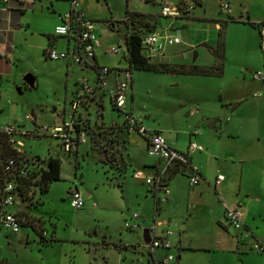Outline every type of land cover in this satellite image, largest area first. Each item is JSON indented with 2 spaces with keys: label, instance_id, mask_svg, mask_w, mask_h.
Here are the masks:
<instances>
[{
  "label": "rangeland",
  "instance_id": "rangeland-1",
  "mask_svg": "<svg viewBox=\"0 0 264 264\" xmlns=\"http://www.w3.org/2000/svg\"><path fill=\"white\" fill-rule=\"evenodd\" d=\"M77 2L82 14L93 20L100 42L96 50L99 66L125 65L123 59L125 48L121 38L122 21L126 11H159V0H156L155 5L145 3L143 0H77ZM221 2H228L233 18L247 22L237 24L227 22L222 28L226 49V60L222 62L225 63L227 75L221 81L215 80V85L211 83V87L213 85L214 89L222 88L224 94H231L235 91L232 74L239 63L247 64L253 71H264V0H201V4H194L193 13L198 17H208L211 21L224 22L228 19V13L222 9ZM68 5L64 0L57 3L58 9L61 10L68 8ZM34 18L46 28L53 16L51 11L43 10V13L36 14ZM194 21L191 22V26L196 27ZM110 25H113V28ZM179 29H182V26ZM178 36L183 38L180 32ZM34 38L37 39L36 43L41 41L36 35ZM63 43L64 40L59 39L60 47ZM112 47L118 48L119 52L114 55L107 53V49ZM198 49L201 62H212L211 55L205 49L201 47ZM36 53L37 49L33 52L35 59L31 60L33 73L25 71L27 64L23 66L19 63L10 75L0 80V126L15 125L24 133L17 135L16 138L21 141L27 158L39 157L43 164L50 157L60 159V179L51 182L46 192L40 193L36 187L35 198L31 202L24 200L22 203L29 212L43 216L39 223L34 224L39 225V231L46 239L52 235L53 222L56 224V236L59 241L44 244L40 241L39 235L30 229L29 239H26L25 231L28 229L23 227L16 236L6 230H0V264H152L149 249L142 240L141 230L129 231L124 228V222L129 219L131 213H139L138 204L142 206V196L148 190L139 180H134L129 167V171L124 172L121 160L123 154L130 151V147H133L131 155L134 160L140 161L144 157V153L139 150L141 136L134 130L130 132L123 130L121 136L127 138L128 145L125 150V146L116 139V133L106 128L107 126L98 122L93 126L87 125L90 137L80 149L88 150V153L84 160L79 156L80 168L77 169L75 155L63 152L58 139L41 130L37 135H33L31 132L35 129L42 127L51 129L53 124H61L62 110L65 109L67 118L71 109L70 98L74 82L81 79L92 82L95 75L92 69H84L81 72L79 67L73 64L67 73L65 60L48 59L43 62V58L37 59ZM216 63L218 65L220 62L216 60ZM139 73L134 72L137 77L135 110L142 112L164 137L177 135L178 140L182 141L183 130L187 128L189 119L185 117L183 108L178 103L181 89L169 87L160 79L162 75L142 71ZM243 73L245 83L248 85L247 90L253 94L252 92H256L257 82L245 70ZM66 74L71 77L67 78ZM26 75H31L35 79L33 87H26L23 80ZM127 103H130L129 99ZM77 111L86 119L90 117L95 120L98 117L107 124L115 122L121 124L124 120V115L113 108L107 96L103 98V107L92 102L88 108L79 107ZM89 142L92 150L89 149ZM227 146L228 144H222V148ZM263 152V148H256L249 153V162L241 181L236 164L229 166L220 159L219 166L208 161L207 167L211 172H215L214 174H221L226 178V192L235 199L239 187L245 189L253 178H257V172H260L261 168L259 156ZM148 158L155 161L150 156ZM98 160L105 164L108 176H112L111 183H107ZM228 166L234 168L232 174L227 170ZM181 175L177 173L176 178V184L181 188L179 200L166 214L170 218L171 213L176 216V220L172 219L170 225L174 231L170 242L179 235L191 245L201 244L200 242L208 237L215 240L219 237V230L210 222L211 217L208 213V208L213 210L215 202L212 190L210 191L214 196L193 201L191 210L195 216L188 218L186 227L180 228L190 214V211H187L185 191L191 188L186 180H182ZM123 176L126 185L124 191L116 183V179L123 180ZM74 180L84 182L83 185L88 189H95L93 198L83 209L70 207L66 198L68 182ZM37 200H41L42 205L36 207L40 203H35ZM16 201L20 204L18 198ZM203 205L205 207H202ZM46 230L47 234H44ZM228 232L234 234L235 229L229 227ZM166 252L155 250L161 257L172 254L174 259L168 264H200L206 257V254L192 252L178 260L176 257L180 251L175 247Z\"/></svg>",
  "mask_w": 264,
  "mask_h": 264
},
{
  "label": "crops",
  "instance_id": "crops-1",
  "mask_svg": "<svg viewBox=\"0 0 264 264\" xmlns=\"http://www.w3.org/2000/svg\"><path fill=\"white\" fill-rule=\"evenodd\" d=\"M59 1L60 0H0V80H2L4 76L10 75L13 71V68H15L19 63H22L23 66L27 64L25 66V68H27L25 69V71L33 73V65L31 64V60L35 59V55L33 54L35 49H37V59L42 60L43 58V62L48 60V58H46L45 56V49L48 47H52L56 51L72 50L74 42L71 38L54 35V28L62 22V15L70 9V5H68V8H66L65 10L58 9L57 3ZM64 1L69 4L67 0ZM145 3H151L152 5H155L156 0H150V2ZM162 3L169 5H178L179 3H192V10L186 16L171 19L173 31L175 35L180 39V43L178 45L167 47L166 52L177 55L154 63L174 66L182 65L185 67L195 65L201 68L213 69V71L216 72L220 65H217L216 60L209 48H215L216 46L218 30L220 28L219 23L211 21V19L208 17H198L194 15L193 6L195 3L201 4V0H159V11L151 12L149 10H144L135 12L158 16L159 25L155 30L161 31L166 25V20L160 15V6ZM48 4L49 6H47ZM43 10L51 11V14L53 16V19L46 28L37 23V20L34 18L36 14L43 13ZM230 16L231 13L228 14V17ZM193 20H195L194 23H196V27L191 26V22ZM236 20L238 21L230 22L232 24L247 23L238 18ZM181 26L182 29H179V27L181 28ZM110 27L113 28V25H110ZM179 32L182 34L183 38H180V36H178ZM35 35L38 38H41V41L39 43H36L37 39L34 38ZM59 39L64 40V43L61 47L59 45ZM200 47L205 49L211 55V58L213 59L212 62H201L199 60L198 48ZM96 50L94 60L95 63L99 65ZM223 60H226L225 43ZM65 63L67 68L66 72L68 73L69 67L72 64H75L71 61L66 60ZM104 65L110 68H121L126 66V62L124 66L108 64ZM220 68L221 72L219 73V75H190L142 71L146 73H152V75H162L160 79L164 83H167L169 87L175 86L178 89H181L182 93H180L179 95L178 103L179 106L183 108L182 111L185 117L189 119L187 128L183 130L184 139L182 141L178 140L177 135L173 137H171L170 135L164 137L160 130L157 127L153 126L148 121V119L144 117L142 112L135 110L134 96L135 86L137 85V77L134 72H138V74H140V71L132 72V81L127 92V100L129 99L130 103H127L126 107L129 110L130 114L135 119H137L145 129L161 134L173 149L180 152H186L188 144L191 141L195 142L202 148V150L200 151H193L188 154V160L190 164L197 169L199 177L198 183L195 186H190L187 176L183 174L181 175L183 176L181 177L182 180H186L188 186L191 188L185 191L187 211H190V214L185 219L184 224H182L180 228L186 227L188 218H192L193 215L195 216V213L191 210L193 208V201L195 199L200 200L203 197H209L213 195L210 191L212 190L215 194V196L213 195L215 198V202L213 203V210L211 208H208V213L211 217L210 222L214 224L217 230H219V237L215 240L208 237L206 239H203L202 242H200L201 244L191 245L188 242H185L178 234L179 236L172 240L173 242H170L171 248L175 247L178 251H180L176 258L180 260L183 256H186V254L192 252H200L206 254V257H204L205 260L200 264H264V255L252 249L253 243H264V152L262 154L260 153L261 155L259 156L261 158V168L260 172H257V178H253V181H251L250 185L247 188L243 189L242 187H239L238 192L235 195V199L231 198L226 192V178H224V176L222 175V182L218 185H214L216 176L221 174H214L215 172H211L207 167L208 161L214 162L216 166H219L218 161L220 159H222L223 162L228 163L229 166H233L236 164L238 165V172L240 173L239 175L241 181L243 173L246 171L245 168L249 162V153L256 148L264 149V82L252 78L253 80H255V82H257L256 92H252L253 94L248 92V85H246L245 83L246 81L243 71L245 70L248 74H251V76L255 71H253L252 68H248L247 64L239 63V66L234 69L232 74L233 87L235 91L231 94H224L222 88H212L213 85H215V80L221 81L227 75L224 62H222ZM83 70V68L79 67V71L82 72ZM152 75L149 76L152 77ZM66 77L69 78L71 76L69 74H66ZM94 79L95 77L93 78V80ZM114 79L115 76L113 74H109L107 76L108 84L112 85L114 83ZM82 80L83 79L74 82V88L71 91L70 102L73 98L76 85ZM34 83L35 79L33 78L32 87L34 86ZM211 83L213 84L212 87ZM26 87L31 86L26 84ZM104 96L108 97L105 92L99 93L98 96H95L89 102L96 103L99 106L103 107ZM88 107L89 103L83 106V108ZM62 113L63 117L61 120V124L73 117L76 122L84 125L88 130L89 136L87 137V140H89L90 137V131L89 128H87V125L93 126L95 125V122H98L99 124H103L105 126H121L124 122L123 120L121 124L119 122L107 124L98 117L95 120H92L90 117H87L86 119L82 117L79 112H76L72 116L71 109L68 113L67 118L65 116V109L62 110ZM61 124H53L52 127L60 126ZM40 130V128L37 130L35 129V131H32L31 133L33 135H37ZM123 130L125 131V129H122L121 131L116 132V139L125 146L124 149L126 150V146H128L126 140L127 138L121 136ZM222 142L224 144H228V146L222 148ZM81 146L82 144L78 147L75 153H71V155H75L77 169L80 168L79 156L82 160H84V157L88 153V150L81 151ZM146 147V141L142 139L139 150L144 153V157L140 161L133 159L131 155L133 147H130V151L126 152L125 155L123 154L121 158L122 162L124 163L123 170L126 173L130 169L131 176L133 172H140L141 178L136 179L133 176L132 177L134 178V180H139L141 184L148 189L146 190L147 194H150L148 196L145 191L144 195L142 196L143 199L141 200L142 206L138 204L140 207V211L137 214L140 220L139 222L141 225V232L143 231V229L148 227L149 224L154 222L156 233L159 234L166 229L171 231V235L169 236L170 240V237L174 234V231L171 229L170 225L171 221H173L172 219H175L176 216L171 213L170 218L166 214L168 213V209H171V207L177 204L179 200V194H181V188L176 184L177 173L167 179V201L161 207L155 210V196L153 192L144 184L143 177L154 174L162 166L163 162L156 158H154L155 161L148 158ZM23 154L25 155L24 151ZM25 157L27 156L25 155ZM39 161V167L45 168L46 163L43 164V161H41L40 159ZM100 164L103 169V174L106 175L105 178L107 180V183H111L113 181V179H111L112 176H108L106 168H104L105 164H103L102 162H100ZM229 166L227 170H230V174H232L234 172V168ZM258 170L259 169H256V171ZM123 178V180L116 179V183L117 185L121 186L122 191H124L126 187L125 177L123 176ZM83 183L84 182L82 181L77 182L76 180H74L73 182H68L66 189L67 201L71 189L75 188L82 192L84 196V206L81 209L85 208L89 200L93 198L92 195L93 191L95 190L88 189L83 185ZM38 201L40 203L36 205V207L42 205L43 203L41 200ZM234 206H240V208L242 209L243 227L240 230L235 229V233L231 234L228 232L229 226L225 225L224 223V213L227 209L233 208ZM22 207L23 205L21 206V208ZM202 207L205 206L203 205ZM23 210L31 219H43L42 215H35L29 212L25 208V206ZM53 225L54 228L52 229V236L58 239L56 236L57 227L54 222ZM23 228L28 229L25 231V237L26 239H29V231L34 230L30 225L24 226ZM47 230L44 232L45 234H47ZM244 233H247L246 237L243 236ZM11 235L16 236L17 234ZM145 245H147V243H145ZM154 257L159 258L160 254L157 255L155 251L153 253H150L152 264L154 263Z\"/></svg>",
  "mask_w": 264,
  "mask_h": 264
},
{
  "label": "built area",
  "instance_id": "built-area-1",
  "mask_svg": "<svg viewBox=\"0 0 264 264\" xmlns=\"http://www.w3.org/2000/svg\"><path fill=\"white\" fill-rule=\"evenodd\" d=\"M70 9L62 15V22L54 28V35L71 38L74 42L72 50L56 51L52 47L45 49V56L49 60H66L71 61L75 65L85 69L90 68L94 71L95 79L92 82L82 80L76 85L73 98L70 102L72 116L78 112L79 107L90 104L95 96L99 93H106L109 97L111 105L124 115V129L127 132L136 131L142 139L146 141V152L148 156L161 160L162 166L152 175L143 177L144 184L153 192L155 196V204L159 208L167 201L168 189L166 186L167 175L171 168L182 169L188 179L190 186H195L198 181V172L189 160L188 154L193 151H200L202 148L195 142L188 144L186 152H180L173 149L164 139V137L155 131L145 129L137 119H135L127 109V92L132 81V71L127 63L125 67H107L99 66L95 63V50L99 46V41L94 30L93 20L85 17L78 9L77 0H67ZM144 2L150 0H143ZM221 7L228 14L230 7L228 2H221ZM192 10L191 4L179 3L178 5L161 4L160 15L166 20V25L161 31H150L141 35L140 48L142 54L151 62H160L164 59L174 57L177 54L166 52V48L180 43V39L175 35L171 19L186 16ZM123 43V40H121ZM123 59L126 57V47ZM107 53L117 54L119 49L116 47L108 48ZM126 62V61H125ZM113 74L115 76L114 83L109 85L107 76ZM252 78L264 82V71H255ZM10 138V142L17 150L19 155L23 154L22 143L16 138L17 135H23L17 126L5 125L0 127ZM41 131L57 138L60 146L65 153H75L78 147L85 143L89 136L88 130L82 124H79L72 117L70 120L63 122L60 126H54L51 129L42 127ZM29 159V158H28ZM20 167L16 173L14 172V159H7L3 165V172L7 176H11L10 180H6L0 185V230H6L11 234H17L25 224H27V216L22 212L24 209L21 195L17 189V178H27L30 171L28 162L20 161ZM38 170L40 169L37 166ZM42 168V167H41ZM45 169V168H43ZM134 178H141L140 172H133ZM223 176L217 175L214 185L222 182ZM39 191V189H38ZM36 187H32L28 192V196L35 198ZM20 201L17 203L16 199ZM69 205L74 209H81L84 206V196L78 189H71L68 198ZM21 205V206H19ZM19 206V208H18ZM26 207V206H25ZM15 208V209H14ZM139 216L132 212L129 219L124 222V228L127 230L140 229ZM225 225L240 230L243 227V212L240 206H234L227 209L224 213ZM148 232L147 246L150 253L156 249L168 251L171 248L169 236L171 231L166 229L161 233H156L154 222L145 228ZM45 234V233H44ZM244 237L247 233L243 234ZM252 249L264 255V243L255 242ZM153 264H168L173 261L171 254H165L159 258H153Z\"/></svg>",
  "mask_w": 264,
  "mask_h": 264
},
{
  "label": "trees",
  "instance_id": "trees-1",
  "mask_svg": "<svg viewBox=\"0 0 264 264\" xmlns=\"http://www.w3.org/2000/svg\"><path fill=\"white\" fill-rule=\"evenodd\" d=\"M150 2V1H147ZM216 22V20H213ZM230 21H238L233 17H228V19L224 22H218L220 28L218 30L217 42L215 48H209L212 55L216 60L222 65L223 55H224V39L222 28L225 26L227 22ZM249 23V22H248ZM123 30H122V40L126 47V57L125 61L129 67V69L133 71H147V72H155V73H178V74H190V75H211L216 74L219 75L221 72L220 66L217 71L214 72L213 69L209 68H201L195 65L185 67L182 65L174 66V65H165V64H157L149 61L141 52L140 48V40L141 35L146 32H150L156 29L159 25V18L156 15L140 13L135 11H126L125 18L122 21ZM253 25V23H249ZM114 108V107H113ZM117 110V109H116ZM109 130L119 132L124 129V122L120 125L107 126ZM14 159L15 167L14 172L18 171L20 167V161L28 162L30 164V171L27 173V178H17V189L19 194L21 195L22 202L24 200H28L31 202L33 197L28 196V192L32 187H37L40 193L46 192L49 184L53 181H57L60 179V159L59 158H49L46 162L45 169L40 168L38 170L37 166H39V158L35 157L33 159H28L24 154L19 155L17 150L13 147L10 142V138L6 133L0 131V185H3L6 180H10L12 177L7 176L6 173L3 172V165L7 159ZM124 168V163H123ZM120 171V170H119ZM176 173H181L186 175L185 172L180 168H171L167 175V179H169L172 175ZM167 181V180H166ZM39 202L38 200L35 202ZM27 208V207H25ZM158 207L155 204V210ZM26 216L27 214L22 211ZM28 222L24 226L30 225L31 228L39 235L40 241L44 244H50L51 242L59 241L52 235L46 239L41 232L39 231V225H35L34 223H39L40 219L29 218L27 216ZM32 220V221H30Z\"/></svg>",
  "mask_w": 264,
  "mask_h": 264
},
{
  "label": "water",
  "instance_id": "water-1",
  "mask_svg": "<svg viewBox=\"0 0 264 264\" xmlns=\"http://www.w3.org/2000/svg\"><path fill=\"white\" fill-rule=\"evenodd\" d=\"M23 80H24L25 84H27V85L32 87L33 77L31 75H26ZM142 233H143V241H144V243H147L148 242V232H147V230L143 229Z\"/></svg>",
  "mask_w": 264,
  "mask_h": 264
}]
</instances>
